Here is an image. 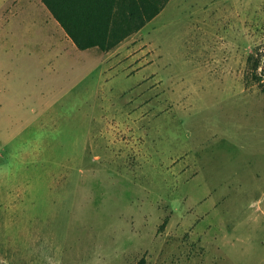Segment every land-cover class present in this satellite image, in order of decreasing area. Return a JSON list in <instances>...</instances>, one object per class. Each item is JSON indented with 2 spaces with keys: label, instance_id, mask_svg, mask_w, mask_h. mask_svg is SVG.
Here are the masks:
<instances>
[{
  "label": "rangeland",
  "instance_id": "rangeland-1",
  "mask_svg": "<svg viewBox=\"0 0 264 264\" xmlns=\"http://www.w3.org/2000/svg\"><path fill=\"white\" fill-rule=\"evenodd\" d=\"M1 11L0 264H264V0H169L134 59Z\"/></svg>",
  "mask_w": 264,
  "mask_h": 264
},
{
  "label": "crops",
  "instance_id": "crops-1",
  "mask_svg": "<svg viewBox=\"0 0 264 264\" xmlns=\"http://www.w3.org/2000/svg\"><path fill=\"white\" fill-rule=\"evenodd\" d=\"M109 3L110 0H58L56 10L76 40L82 44L93 41L101 42L104 41V25L109 12ZM0 8H2L1 12L7 10L10 16L8 22L15 21L18 25H26L29 22L37 26L42 34L40 38L51 42L49 49L54 50L56 58L82 57L87 60L94 57L107 60L110 57L116 59L131 56L134 59L145 54L144 50L136 49L137 47L128 44L134 40L133 38L137 40L138 37V44L142 46L145 42L141 36L142 30L129 34L111 49L101 51L95 46L80 50L75 46L73 38L54 19L40 0H10L6 10H3V6ZM120 31L121 28L118 29V32ZM10 35L12 36L13 33ZM108 41L109 39L106 38L105 42ZM121 66L122 64L117 68ZM133 71L134 74L131 77L135 78V75L139 76L138 72H141V69L135 64L130 69V72ZM261 197L264 198V194Z\"/></svg>",
  "mask_w": 264,
  "mask_h": 264
},
{
  "label": "trees",
  "instance_id": "trees-1",
  "mask_svg": "<svg viewBox=\"0 0 264 264\" xmlns=\"http://www.w3.org/2000/svg\"><path fill=\"white\" fill-rule=\"evenodd\" d=\"M48 9L54 19L73 38L75 46L83 50L89 47H97L103 51L113 48L120 40L130 33L142 28L144 24L157 16L169 0H110L109 12L105 19L104 41L81 43L68 31L64 20L58 15L56 7L58 0H40ZM124 25L125 27H123ZM121 31L118 32V29ZM108 38L109 41L105 42Z\"/></svg>",
  "mask_w": 264,
  "mask_h": 264
}]
</instances>
